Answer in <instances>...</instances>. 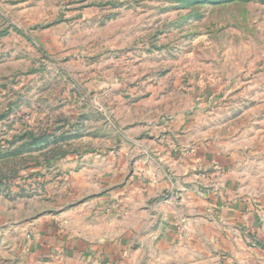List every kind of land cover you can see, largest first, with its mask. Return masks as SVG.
<instances>
[{"label": "rangeland", "instance_id": "rangeland-1", "mask_svg": "<svg viewBox=\"0 0 264 264\" xmlns=\"http://www.w3.org/2000/svg\"><path fill=\"white\" fill-rule=\"evenodd\" d=\"M150 143L200 149L264 244V0H0V264H100L40 220Z\"/></svg>", "mask_w": 264, "mask_h": 264}, {"label": "crops", "instance_id": "crops-1", "mask_svg": "<svg viewBox=\"0 0 264 264\" xmlns=\"http://www.w3.org/2000/svg\"><path fill=\"white\" fill-rule=\"evenodd\" d=\"M199 150L150 143L91 169L82 203L40 220L41 243L100 264H264L258 208Z\"/></svg>", "mask_w": 264, "mask_h": 264}]
</instances>
